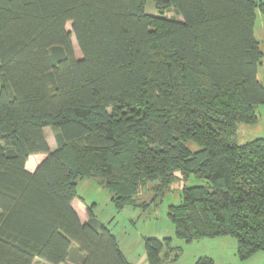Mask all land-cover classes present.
<instances>
[{"label":"trees","instance_id":"1","mask_svg":"<svg viewBox=\"0 0 264 264\" xmlns=\"http://www.w3.org/2000/svg\"><path fill=\"white\" fill-rule=\"evenodd\" d=\"M257 10L264 2L0 0V264H131L92 206L81 221L78 181L121 212L163 202L177 172L205 181L168 209L177 238L233 237L241 260L264 252V138L237 139L264 105ZM173 250L145 239L149 264Z\"/></svg>","mask_w":264,"mask_h":264},{"label":"rangeland","instance_id":"2","mask_svg":"<svg viewBox=\"0 0 264 264\" xmlns=\"http://www.w3.org/2000/svg\"><path fill=\"white\" fill-rule=\"evenodd\" d=\"M258 1L264 2V0ZM147 12L153 15L157 14L155 5L152 2H148ZM256 12L255 37L259 41L264 54V14L259 10ZM67 30L72 31L71 23L67 25ZM72 42L76 58L81 59L82 54L74 36ZM259 80L264 85V56L259 65ZM257 112L259 114L257 123L238 124L237 139L240 144L264 138V105L258 106ZM45 132L50 143L56 147L55 134L57 130L49 127L45 129ZM192 147L195 148V145H192ZM176 176L171 192L163 202L148 207H126L121 212L116 210L110 192L92 180H79L77 192L88 207L96 204L94 206L96 216L116 236L121 250L131 264H149L145 252L146 238L172 239L174 250L169 254L168 259H163V264H197L201 258L211 259L212 264H264V252H259L247 260H241L237 255V241L233 237L204 238L191 243L177 238L175 226L168 217V209L171 205L180 203L184 187L204 185L205 181L195 178L185 181L182 179L180 172H177ZM155 184L151 182L143 186L136 197L139 203L143 200L150 201ZM74 255L75 253H73ZM68 264H75L72 258Z\"/></svg>","mask_w":264,"mask_h":264},{"label":"crops","instance_id":"3","mask_svg":"<svg viewBox=\"0 0 264 264\" xmlns=\"http://www.w3.org/2000/svg\"><path fill=\"white\" fill-rule=\"evenodd\" d=\"M46 135H47V133H46ZM47 140L49 142L51 150L52 151L56 150L57 146L55 147L54 145H52V143H50L48 137H47ZM45 158H46L45 154H37V155L30 156V158L26 164V168L30 172H34ZM111 199H112V197H111ZM72 205H73V208L75 209V211L78 213L81 221L83 223L87 222L89 220L88 210L90 207H88V205L85 204V201L82 198L78 197L77 199H75L73 201ZM95 205L96 204H94V206ZM94 206L92 205V208H94Z\"/></svg>","mask_w":264,"mask_h":264}]
</instances>
